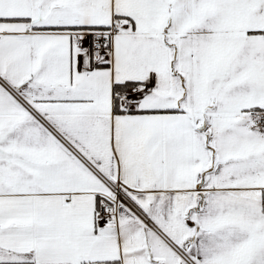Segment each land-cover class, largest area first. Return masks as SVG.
Returning <instances> with one entry per match:
<instances>
[{
  "label": "snow or ice",
  "instance_id": "obj_1",
  "mask_svg": "<svg viewBox=\"0 0 264 264\" xmlns=\"http://www.w3.org/2000/svg\"><path fill=\"white\" fill-rule=\"evenodd\" d=\"M0 264H264V0H0Z\"/></svg>",
  "mask_w": 264,
  "mask_h": 264
}]
</instances>
